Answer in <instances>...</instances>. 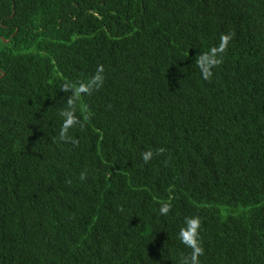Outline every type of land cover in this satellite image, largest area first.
<instances>
[{"label": "trees", "instance_id": "16d2710c", "mask_svg": "<svg viewBox=\"0 0 264 264\" xmlns=\"http://www.w3.org/2000/svg\"><path fill=\"white\" fill-rule=\"evenodd\" d=\"M190 218L264 264V0H0V264H181Z\"/></svg>", "mask_w": 264, "mask_h": 264}, {"label": "clouds", "instance_id": "9594fccd", "mask_svg": "<svg viewBox=\"0 0 264 264\" xmlns=\"http://www.w3.org/2000/svg\"><path fill=\"white\" fill-rule=\"evenodd\" d=\"M231 35L225 34L221 36L220 44L216 48H212L209 52L202 54L199 57L197 66L201 70V74L205 80L210 79L213 75L212 69L219 65L222 62V54L227 49L229 41L231 40ZM101 77L97 76L96 82H100ZM71 104V102H70ZM66 120L61 129V138H64L65 134L69 127L76 123L71 112H65ZM153 153L147 151L142 154V159L145 163L152 159ZM81 179H84V176H81ZM171 210L170 204H164L160 208L162 215H167ZM199 228L200 220L198 218L186 219V228L181 229L179 233V238L181 242L186 246L192 249L190 257H184L181 261V264H200V256L204 254V248L199 242Z\"/></svg>", "mask_w": 264, "mask_h": 264}]
</instances>
